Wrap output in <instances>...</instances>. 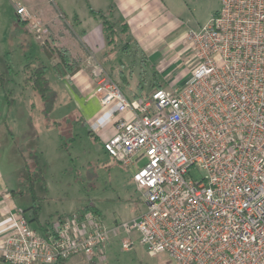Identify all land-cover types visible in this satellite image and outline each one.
Here are the masks:
<instances>
[{"label": "built area", "instance_id": "built-area-1", "mask_svg": "<svg viewBox=\"0 0 264 264\" xmlns=\"http://www.w3.org/2000/svg\"><path fill=\"white\" fill-rule=\"evenodd\" d=\"M16 20L48 34L21 1ZM193 52L182 88H160L131 102L107 75L92 95L114 134L104 151L145 192L146 211L108 228L93 212L72 213L46 231L24 213L0 230V264L94 260L120 234L175 264H264V0H221L200 30L185 36ZM44 44V43H43ZM204 173L201 180L193 169Z\"/></svg>", "mask_w": 264, "mask_h": 264}, {"label": "rangeland", "instance_id": "rangeland-1", "mask_svg": "<svg viewBox=\"0 0 264 264\" xmlns=\"http://www.w3.org/2000/svg\"><path fill=\"white\" fill-rule=\"evenodd\" d=\"M17 1L19 0H0V73L4 77V81H0V173L4 184L9 189L18 186L22 161L16 157L19 148L25 156L30 153L39 155L44 166L46 191L41 193L40 190V193L45 195V200L39 204L40 223L72 213L84 214L87 210L98 211L103 224L108 228L138 218L147 207L145 192L139 190L134 182L135 169H127L108 156L104 151L103 140L91 136L86 126L80 122L79 114L70 100V92L67 89L68 84L73 90L72 84L68 79H61L55 73L53 63L42 50L43 43L52 48L46 37L55 38L50 26L46 25L52 34L48 32L40 39L28 25H24L20 31H15L14 3ZM36 2L40 4V8L51 9L55 13L68 11L66 5L74 4L73 0ZM166 2L184 22V34L189 30H200L221 8V0H166ZM81 12L85 15L89 10L86 8ZM69 22L78 27L71 17ZM86 25L83 24L84 27ZM71 27L64 23L62 29L70 38ZM93 27L92 24L91 28ZM103 35L104 39L100 38L99 43L112 48L111 55L114 56L117 34ZM118 38L124 47L128 38L125 36ZM171 41H175V38ZM56 48L65 47L52 48L58 57ZM181 51V48H178L176 54ZM123 57L131 62L129 69L126 70L128 66H122L119 59L112 66L105 64V68L120 85L125 97L133 101L131 90L136 89L135 79L142 83L140 73L143 68H147L146 79L149 84L153 71L149 65L145 67L141 53L135 49H131V53ZM192 59L193 52L189 51L177 57L165 70L164 77L169 76V81L174 80L172 81L174 89L183 88L187 84L190 78L188 63ZM73 60L80 65L76 59ZM40 63L47 67L46 77L54 96L53 104L44 102L25 82L31 75L30 70ZM111 68L116 69L112 71ZM118 69H125L129 85L120 79ZM148 86H145V92H149ZM46 115L51 124L48 128L44 120ZM105 126L107 125L103 127ZM27 138L30 139L24 144ZM191 175L194 179L201 180L204 173L195 168ZM18 204L19 208L27 209L32 206V200L29 197L19 198ZM26 216L33 219L32 211L27 212ZM40 223L33 219L30 226L40 231ZM125 238L124 234H120L107 245L102 259L90 261L85 256H75L65 264H175L167 254H150L147 247L141 245L136 238H133L135 242L131 249H124L122 241Z\"/></svg>", "mask_w": 264, "mask_h": 264}, {"label": "crops", "instance_id": "crops-1", "mask_svg": "<svg viewBox=\"0 0 264 264\" xmlns=\"http://www.w3.org/2000/svg\"><path fill=\"white\" fill-rule=\"evenodd\" d=\"M19 1L28 7L40 21L41 25L48 29L50 35L52 33H50L49 28L53 30L55 38L46 36L51 46L65 47L72 59L80 62L79 70L75 75H68L61 79H68L72 84L73 90L66 83L67 89L70 92V100L79 114L80 122L86 126L91 136L102 139L105 142L114 134L111 124L99 129L96 127L97 121L104 119L100 103L92 95V91L96 88L98 77L107 74L120 87L116 80L108 73L105 64L112 66L119 59L122 66H128L127 70L130 68L131 62L123 56L131 53V49H135L136 52L141 53L145 67L147 65L151 67L153 76L149 84L146 79L147 68H143L140 73L142 83H139V79H135L136 89L131 90L134 98L131 102L147 98L159 87L164 89L168 87L172 89L174 87L172 84L174 80L169 81V76L164 77L165 70L177 57L188 52L184 43L187 32L184 34V22L172 10L166 0H73V6L66 5V9H69L68 11H58L57 13L51 9L40 8L41 6L36 0ZM86 8L89 10V13L83 15L81 11ZM110 9L111 19L115 23L114 33L118 37L125 36L128 38V42L124 47L121 46L120 38H116L117 47L114 44L116 47L114 56L111 55L112 48L110 49L109 46L99 43L100 38L104 39L103 34L106 33L101 16L109 15ZM218 11L210 17L206 24L210 22ZM70 17L78 27L69 22ZM64 23L72 26L71 38L67 33L64 34L65 32L63 33L62 31ZM83 24L87 25L84 27ZM92 24L94 25L93 28H91ZM46 25L50 27L48 28ZM122 25H126V28H123ZM174 38L175 41H171ZM178 48H181L182 51L177 55ZM103 52H106V54L102 55ZM114 69L116 68H113L112 71ZM118 74L121 80L126 84L129 83L127 82L128 78L125 69H118ZM177 79L179 78L177 77ZM144 84H146L145 86L149 85V92H145ZM44 120L47 128L51 127V124L48 122L50 119L45 116ZM61 134L62 129L60 130V136ZM2 179L0 173V230L8 223L7 217L10 212L19 211L23 213L24 209L19 208V198L12 194V191L16 188L9 189ZM24 214L26 216V213ZM31 219H29L30 223ZM97 258L101 259L96 255L94 260Z\"/></svg>", "mask_w": 264, "mask_h": 264}, {"label": "trees", "instance_id": "trees-1", "mask_svg": "<svg viewBox=\"0 0 264 264\" xmlns=\"http://www.w3.org/2000/svg\"><path fill=\"white\" fill-rule=\"evenodd\" d=\"M112 9V8H111ZM111 9L109 15H102L103 19V27L104 31L108 34H112L115 32V23L111 19ZM123 28H126V25H122ZM24 28L23 25L20 24L17 20H15V31H20ZM124 30V29H123ZM53 48V47H52ZM48 47L47 45H42V50L47 58L53 62V67L60 78L66 77L68 75H75L79 70V64H76L72 59L69 51L67 49H57L56 53L58 57L54 54L53 49ZM59 60V61H56ZM79 63V62H78ZM30 70V69H29ZM47 67L40 63L34 69H31V75L28 76L25 80L27 84H29L34 92L47 104H53L54 96L49 88L48 79L46 77ZM0 81H4L3 74L0 73ZM161 87L157 88L160 89ZM155 89V90H157ZM154 90V91H155ZM47 117V115H46ZM34 138L36 135H32ZM63 136V130L61 137ZM29 137V135H28ZM30 138L25 139V143L29 141ZM16 157L21 161V168L19 172V180L18 186L15 190L12 191V194L16 195L18 198L29 197L32 200V206L29 208H24L23 213H27L32 211L33 219L40 222L39 219V211L41 209L40 203L45 200V195L43 196L41 193H44L46 189L44 188L46 180L44 176V166L41 163L40 156L35 153H30L25 156L19 148H17ZM15 157V158H16ZM17 158V159H18ZM42 186V187H40ZM41 190V193H40ZM86 212H93L100 216L98 211L95 210H87ZM64 216L58 217V219L63 218ZM101 217V216H100ZM33 219H31L33 221ZM57 220V219H56ZM55 220L49 219L43 224L41 223L40 228L43 232L46 231V227L51 225ZM67 261L61 263L65 264Z\"/></svg>", "mask_w": 264, "mask_h": 264}]
</instances>
